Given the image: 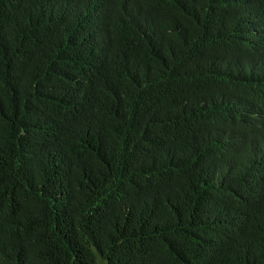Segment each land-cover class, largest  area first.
<instances>
[{"label":"trees","instance_id":"trees-1","mask_svg":"<svg viewBox=\"0 0 264 264\" xmlns=\"http://www.w3.org/2000/svg\"><path fill=\"white\" fill-rule=\"evenodd\" d=\"M264 264V0H0V264Z\"/></svg>","mask_w":264,"mask_h":264},{"label":"rangeland","instance_id":"rangeland-1","mask_svg":"<svg viewBox=\"0 0 264 264\" xmlns=\"http://www.w3.org/2000/svg\"><path fill=\"white\" fill-rule=\"evenodd\" d=\"M97 261L98 264H106L105 261L100 256L97 257Z\"/></svg>","mask_w":264,"mask_h":264}]
</instances>
